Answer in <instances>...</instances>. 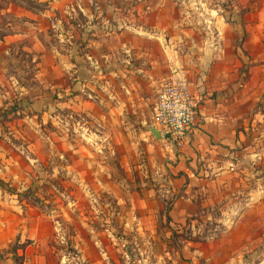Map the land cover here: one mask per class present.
Here are the masks:
<instances>
[{"label":"crops","instance_id":"1","mask_svg":"<svg viewBox=\"0 0 264 264\" xmlns=\"http://www.w3.org/2000/svg\"><path fill=\"white\" fill-rule=\"evenodd\" d=\"M31 1L39 8L10 4L0 15L26 17L25 33L55 31L58 46L38 40L22 47L37 54L30 86L9 70L14 59L7 57L23 35L12 30L0 40V264H120L119 258L128 264L126 258L141 253L160 257L152 245L168 237L157 232L164 209L173 225L214 202L226 207L249 175L243 164L264 161V0H233L225 14L194 0L181 3L184 9L178 1L185 0H170L169 11L163 9L168 0ZM71 10L85 23L76 27ZM112 25L115 31H108ZM46 58L57 74L42 79ZM176 68L184 69L199 99L196 122L180 149L163 130L154 127L161 139L150 132L159 83ZM50 96L57 97L60 113L59 159L71 150L82 161L64 171L72 168L76 188L91 198L109 193L120 210L115 219L124 220H102L101 229L94 220H73L74 232L66 236L60 221L34 212L24 196L38 173L36 143L42 139L49 151L54 145L38 130L54 123ZM69 130L75 138H67ZM116 159L123 161L124 175L118 189L109 169ZM117 222L122 234L135 228L133 240L115 233ZM136 240L144 249L128 251Z\"/></svg>","mask_w":264,"mask_h":264},{"label":"rangeland","instance_id":"2","mask_svg":"<svg viewBox=\"0 0 264 264\" xmlns=\"http://www.w3.org/2000/svg\"><path fill=\"white\" fill-rule=\"evenodd\" d=\"M183 2L186 4V0L178 1V5L182 9L185 8L184 4H181ZM194 2L195 5L203 8L217 9L222 14L231 12L233 4V0H194ZM170 3L171 1L168 0L166 2L168 5L164 6L163 9L169 11ZM10 4H13L12 8L16 10L39 8L31 0H0V9L10 7ZM71 13L74 14L72 19L73 24L77 25L76 27L81 26V22L85 23L83 21L85 18L78 17L73 10H71ZM25 18L9 14L0 15V40L3 39V36L9 35L8 32L14 30L23 35L18 40L14 39L12 47L9 48L7 57L11 56L10 58L14 59L12 61L14 68L11 64L9 70L14 75H19L22 83L25 84L29 80L30 86H33L35 82L31 81V78L36 75V67L35 63L31 61V57L37 54L36 52L30 54V51L22 49V47L28 48L32 41L38 40L41 41V46H58V35L53 30H47L44 35L30 34V30L25 33L27 31V25L24 24ZM226 19L234 21L235 17L229 15V18ZM54 27L57 28L55 25ZM194 38L197 39L196 35ZM7 42L12 41L7 38ZM10 45L11 43L8 46ZM15 45H19L20 48L14 47ZM178 51H181V49ZM51 55L50 53L48 57H51ZM47 60L49 59L46 58ZM166 60L169 64L174 63L176 57L166 56ZM47 62L41 66L44 69L41 73L42 79L44 77L48 78L47 76L52 73L57 74V69L54 70L50 65L51 61ZM36 80L38 81V79ZM8 90V94H11L10 89ZM49 98L50 101L47 103L51 105L52 109H55L52 112L54 123L46 122V129L43 130V127H40L38 130L40 136L47 133L53 138L54 145L50 148V151L43 144L42 139L35 145V152L40 161L34 163V172L38 170V173L36 172L34 179L31 180L30 193L24 194L25 197H28L30 206L34 208L33 211L50 216L52 220L60 221L63 233L66 236L74 232L73 220H94L92 224L97 229H101L102 220H124L121 218L115 219L120 210L115 208L114 205L112 207V197L109 193L93 192L94 198H91V195L81 193L78 186L76 188L77 179L73 175V171H69L72 168L64 171L66 164L70 163L74 167H80L82 161H77L71 150L66 152L68 155L65 153L66 157L63 155L64 158L59 159V154L62 152L58 126L60 113L55 107L57 97L50 96ZM39 116L38 120L41 121V113ZM71 132L69 130L67 133L68 139L75 138L73 135L71 136ZM13 152L16 151L13 150ZM48 155L51 158L43 160L45 157L48 158ZM122 162L116 159L109 164L111 166L109 169L113 170V182H115L116 189H118L117 185L121 184L124 179ZM135 164L139 165V162H135ZM243 169L245 173L249 174H245V185H242L241 189H237L235 194L232 195L231 202L227 203L228 206L224 207L225 203L223 202H214L215 205L199 208L192 216L178 220L173 225H168L170 221L168 209H164L163 216H159L158 219L162 221L157 227V232L168 237L165 242L157 241L152 245L154 251L160 253L161 256L147 255L146 257L142 253L141 256L130 257L129 259L124 256L128 264H132L129 263V260L130 262L133 259L140 260L142 257L146 260V264H173L172 261L174 260L175 264H264V161L261 159L252 165L244 163ZM131 180L133 186L139 183V178L136 176L131 177ZM0 186L3 185L0 184ZM198 200H200L199 197L196 201ZM116 227L115 233L119 236L127 235L131 236L132 239L133 234H135V228H130L126 230L125 234H122L121 230L118 229L120 228L118 222ZM130 243H128L129 246L127 245L128 251L134 249L138 252V248L144 249L137 240ZM129 248L131 249L129 250ZM165 250L170 251L173 257L165 256ZM119 261L120 264H123L121 258H119Z\"/></svg>","mask_w":264,"mask_h":264},{"label":"built area","instance_id":"3","mask_svg":"<svg viewBox=\"0 0 264 264\" xmlns=\"http://www.w3.org/2000/svg\"><path fill=\"white\" fill-rule=\"evenodd\" d=\"M88 19L91 22L93 16ZM108 27V31H115L113 26ZM198 105L199 99L190 92L186 72L171 69L157 88L152 126L163 130L172 147L180 149L196 122Z\"/></svg>","mask_w":264,"mask_h":264},{"label":"water","instance_id":"4","mask_svg":"<svg viewBox=\"0 0 264 264\" xmlns=\"http://www.w3.org/2000/svg\"><path fill=\"white\" fill-rule=\"evenodd\" d=\"M150 132L152 133V135L156 138V139H161L164 134H162L161 132H159L156 128L151 127L150 128Z\"/></svg>","mask_w":264,"mask_h":264},{"label":"trees","instance_id":"5","mask_svg":"<svg viewBox=\"0 0 264 264\" xmlns=\"http://www.w3.org/2000/svg\"><path fill=\"white\" fill-rule=\"evenodd\" d=\"M0 184H2V183L0 182Z\"/></svg>","mask_w":264,"mask_h":264}]
</instances>
